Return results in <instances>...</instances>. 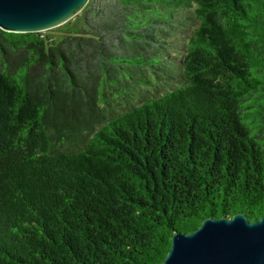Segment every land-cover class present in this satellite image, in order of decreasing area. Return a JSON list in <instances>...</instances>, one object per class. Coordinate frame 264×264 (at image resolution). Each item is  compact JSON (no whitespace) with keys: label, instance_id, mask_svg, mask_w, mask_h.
I'll list each match as a JSON object with an SVG mask.
<instances>
[{"label":"trees","instance_id":"16d2710c","mask_svg":"<svg viewBox=\"0 0 264 264\" xmlns=\"http://www.w3.org/2000/svg\"><path fill=\"white\" fill-rule=\"evenodd\" d=\"M0 28V264H161L174 229L264 215V0H89Z\"/></svg>","mask_w":264,"mask_h":264},{"label":"water","instance_id":"95a60500","mask_svg":"<svg viewBox=\"0 0 264 264\" xmlns=\"http://www.w3.org/2000/svg\"><path fill=\"white\" fill-rule=\"evenodd\" d=\"M89 0H0V28L44 31L76 16ZM161 264H264V215L206 216L195 229H174Z\"/></svg>","mask_w":264,"mask_h":264},{"label":"rangeland","instance_id":"374dc122","mask_svg":"<svg viewBox=\"0 0 264 264\" xmlns=\"http://www.w3.org/2000/svg\"><path fill=\"white\" fill-rule=\"evenodd\" d=\"M82 23H83L82 17L79 15H76L73 18H71L70 20H68L67 22H65L64 24H61L60 26L64 27V26L68 25L66 27V30L74 31V30L78 29Z\"/></svg>","mask_w":264,"mask_h":264}]
</instances>
